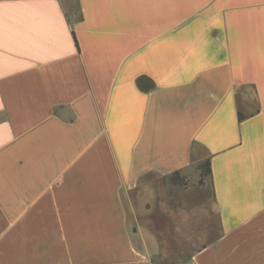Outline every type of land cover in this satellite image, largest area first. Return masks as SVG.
<instances>
[{
  "label": "crops",
  "instance_id": "1",
  "mask_svg": "<svg viewBox=\"0 0 264 264\" xmlns=\"http://www.w3.org/2000/svg\"><path fill=\"white\" fill-rule=\"evenodd\" d=\"M195 146L216 234L180 264H264V0H0V264H154L122 192Z\"/></svg>",
  "mask_w": 264,
  "mask_h": 264
},
{
  "label": "rangeland",
  "instance_id": "2",
  "mask_svg": "<svg viewBox=\"0 0 264 264\" xmlns=\"http://www.w3.org/2000/svg\"><path fill=\"white\" fill-rule=\"evenodd\" d=\"M245 91H241L242 96ZM206 160L204 150L195 146L192 164L186 170L168 176L148 173L135 189L122 192L130 229H143L158 243V252L152 258L154 264H180L214 238L213 213L195 212L177 205L179 198L194 204L192 199L186 201L189 196L184 197L182 188L206 179ZM203 196L206 197L205 192L195 198L196 202ZM160 220L164 222L163 229L157 227L162 226Z\"/></svg>",
  "mask_w": 264,
  "mask_h": 264
},
{
  "label": "trees",
  "instance_id": "3",
  "mask_svg": "<svg viewBox=\"0 0 264 264\" xmlns=\"http://www.w3.org/2000/svg\"><path fill=\"white\" fill-rule=\"evenodd\" d=\"M144 82H145V79L140 78L136 81V84L140 89H143V90L150 89V86L143 85ZM243 90H245V89H241L240 91H238L236 93V98H235L236 99V114H237V119L239 122L247 120L248 118H250V117L254 116L256 113H258V111H259V104L257 101H250V100L243 98V96L241 94V91H243ZM204 168L206 171V175L207 176L210 175V167H209V161L208 160L205 161ZM178 173L179 172H175L171 175H177ZM159 223L162 226L161 227L157 226V227H159V228L164 227L163 220H160ZM152 262L154 263L153 260H152Z\"/></svg>",
  "mask_w": 264,
  "mask_h": 264
},
{
  "label": "water",
  "instance_id": "4",
  "mask_svg": "<svg viewBox=\"0 0 264 264\" xmlns=\"http://www.w3.org/2000/svg\"><path fill=\"white\" fill-rule=\"evenodd\" d=\"M133 231H135V229H133Z\"/></svg>",
  "mask_w": 264,
  "mask_h": 264
}]
</instances>
